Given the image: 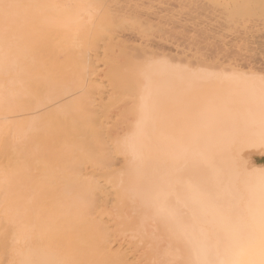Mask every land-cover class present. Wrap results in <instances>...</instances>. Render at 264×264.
<instances>
[{
    "label": "bare ground",
    "instance_id": "6f19581e",
    "mask_svg": "<svg viewBox=\"0 0 264 264\" xmlns=\"http://www.w3.org/2000/svg\"><path fill=\"white\" fill-rule=\"evenodd\" d=\"M258 155L264 0H0V264H264Z\"/></svg>",
    "mask_w": 264,
    "mask_h": 264
},
{
    "label": "snow or ice",
    "instance_id": "6c2138e0",
    "mask_svg": "<svg viewBox=\"0 0 264 264\" xmlns=\"http://www.w3.org/2000/svg\"><path fill=\"white\" fill-rule=\"evenodd\" d=\"M2 7L5 10L4 11V22H5V24H7V23H9V20H10V18L8 16V13H7V9L11 8V7H14V5H3ZM262 212H264V209H262Z\"/></svg>",
    "mask_w": 264,
    "mask_h": 264
},
{
    "label": "rangeland",
    "instance_id": "374dc122",
    "mask_svg": "<svg viewBox=\"0 0 264 264\" xmlns=\"http://www.w3.org/2000/svg\"><path fill=\"white\" fill-rule=\"evenodd\" d=\"M258 158H259L260 160H264V156H259V155H258Z\"/></svg>",
    "mask_w": 264,
    "mask_h": 264
}]
</instances>
